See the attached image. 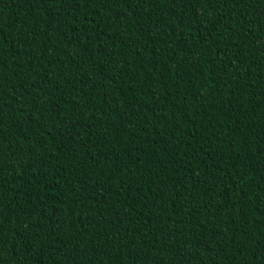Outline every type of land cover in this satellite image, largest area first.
<instances>
[{
  "label": "trees",
  "instance_id": "1",
  "mask_svg": "<svg viewBox=\"0 0 264 264\" xmlns=\"http://www.w3.org/2000/svg\"><path fill=\"white\" fill-rule=\"evenodd\" d=\"M0 264H264V0H0Z\"/></svg>",
  "mask_w": 264,
  "mask_h": 264
}]
</instances>
